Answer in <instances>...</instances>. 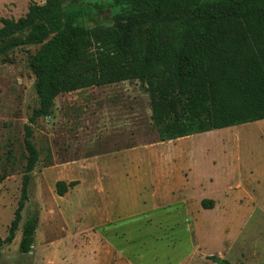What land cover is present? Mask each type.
Wrapping results in <instances>:
<instances>
[{"label":"rangeland","instance_id":"rangeland-1","mask_svg":"<svg viewBox=\"0 0 264 264\" xmlns=\"http://www.w3.org/2000/svg\"><path fill=\"white\" fill-rule=\"evenodd\" d=\"M44 2L0 0V27ZM109 18L106 11L101 20ZM38 48L0 56L1 239L25 174V125L38 107L28 68ZM32 132L39 161L16 236L0 246V264H96L97 246L108 237L99 234L117 229L121 237L123 222L146 238L145 223L153 221L168 222L172 239L181 240L190 237L177 229L195 223L199 255L215 256L211 264H264V120L160 142L148 94L138 81H125L60 94ZM58 181L78 184L58 196ZM204 199L212 209L201 206ZM36 215L33 245L23 254L22 227ZM194 264H204L202 257Z\"/></svg>","mask_w":264,"mask_h":264},{"label":"trees","instance_id":"trees-1","mask_svg":"<svg viewBox=\"0 0 264 264\" xmlns=\"http://www.w3.org/2000/svg\"><path fill=\"white\" fill-rule=\"evenodd\" d=\"M25 46L39 47L28 60L38 107L25 125V174L0 246L13 242L29 200L39 161L32 125L62 93L138 81L160 142L264 120V0H45L1 21L0 56ZM77 184L58 181L56 193ZM37 223L38 215L23 224V254Z\"/></svg>","mask_w":264,"mask_h":264},{"label":"crops","instance_id":"crops-1","mask_svg":"<svg viewBox=\"0 0 264 264\" xmlns=\"http://www.w3.org/2000/svg\"><path fill=\"white\" fill-rule=\"evenodd\" d=\"M122 223L118 230L121 237L116 236L117 229L111 236L106 233L98 235L108 237L106 243L99 242L97 246L96 264H103L106 254L108 264H194L196 256L200 261L202 257L204 264L214 262L211 258L215 256L199 255V243L193 237L195 223L182 225V228L177 229L189 235L190 238L184 240L172 239V236L176 235L173 233L176 230L168 228V222H144L145 234L148 235L146 238L142 237L139 226L122 227ZM223 261L226 259L219 260L218 263L222 264Z\"/></svg>","mask_w":264,"mask_h":264}]
</instances>
